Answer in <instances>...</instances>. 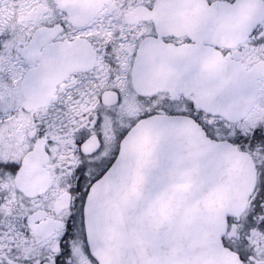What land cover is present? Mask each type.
<instances>
[{"label": "snow or ice", "instance_id": "6c2138e0", "mask_svg": "<svg viewBox=\"0 0 264 264\" xmlns=\"http://www.w3.org/2000/svg\"><path fill=\"white\" fill-rule=\"evenodd\" d=\"M0 264H264V0H0Z\"/></svg>", "mask_w": 264, "mask_h": 264}]
</instances>
